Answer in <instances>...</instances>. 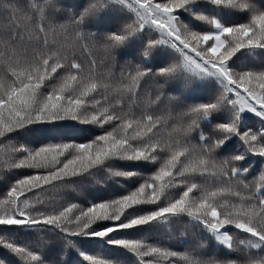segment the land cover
I'll list each match as a JSON object with an SVG mask.
<instances>
[{
	"label": "snow or ice",
	"instance_id": "1",
	"mask_svg": "<svg viewBox=\"0 0 264 264\" xmlns=\"http://www.w3.org/2000/svg\"><path fill=\"white\" fill-rule=\"evenodd\" d=\"M0 264H264V0H0Z\"/></svg>",
	"mask_w": 264,
	"mask_h": 264
}]
</instances>
